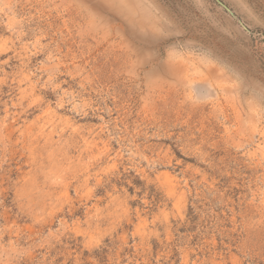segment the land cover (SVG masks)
<instances>
[{
    "label": "rangeland",
    "instance_id": "rangeland-1",
    "mask_svg": "<svg viewBox=\"0 0 264 264\" xmlns=\"http://www.w3.org/2000/svg\"><path fill=\"white\" fill-rule=\"evenodd\" d=\"M0 0V264H264V0Z\"/></svg>",
    "mask_w": 264,
    "mask_h": 264
},
{
    "label": "water",
    "instance_id": "water-1",
    "mask_svg": "<svg viewBox=\"0 0 264 264\" xmlns=\"http://www.w3.org/2000/svg\"><path fill=\"white\" fill-rule=\"evenodd\" d=\"M215 2H217V4H219L232 18H234L235 20H237V22L239 23V25L245 29V27L241 24V22L238 20V18L232 13L231 10H229L224 4H222L219 0H215ZM246 30V29H245Z\"/></svg>",
    "mask_w": 264,
    "mask_h": 264
}]
</instances>
